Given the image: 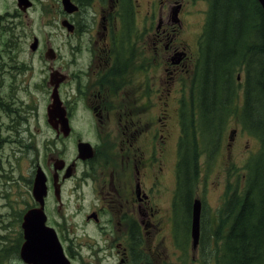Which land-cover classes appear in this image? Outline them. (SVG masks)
<instances>
[{"label":"flooded vegetation","instance_id":"1","mask_svg":"<svg viewBox=\"0 0 264 264\" xmlns=\"http://www.w3.org/2000/svg\"><path fill=\"white\" fill-rule=\"evenodd\" d=\"M29 1L26 9L17 0L16 10L1 12L0 28H15L20 15L51 16L59 8L66 38L57 45L52 37L35 35L29 44L34 58L22 57L20 62L18 57L29 50L20 52L23 46L12 45L15 40L8 35L0 36V109L7 116H0V153L19 166L32 199L29 208L15 214L22 218V230L25 215L42 207L46 224L53 227L48 224L53 206L48 204L47 211L46 203L65 207L64 188L76 181L75 189L89 190L91 197L78 195L72 215L55 220L71 264H136L141 254L154 256L159 264H202L200 258L179 252V261H171L158 250L157 238L149 240V228H162L171 216L180 215L178 195L171 193L170 208L158 206L149 213L147 204L148 192L162 196V189L155 188L176 172L178 154L172 153L181 136L184 104L197 81L210 0H148L147 5L138 3L140 10L132 7V0ZM70 7L76 9L70 12ZM207 80L210 87L211 77ZM238 92L232 97L235 104ZM57 97L61 110L54 113ZM33 121L38 124L32 126ZM234 126L226 130L229 138L224 134L223 140H229L226 154L240 147L245 134ZM80 143L90 146L81 152ZM25 170H30L29 176ZM39 176L45 187L41 199L36 195ZM88 201L91 211L86 214ZM80 213L85 216L80 226L91 227L94 236L83 233L80 238L76 233L73 220ZM133 228L138 233L133 234ZM132 241L141 242V254ZM24 242V231L14 239L0 234V251L8 252L2 264L7 259L9 264L26 263L21 257Z\"/></svg>","mask_w":264,"mask_h":264},{"label":"trees","instance_id":"2","mask_svg":"<svg viewBox=\"0 0 264 264\" xmlns=\"http://www.w3.org/2000/svg\"><path fill=\"white\" fill-rule=\"evenodd\" d=\"M202 38L195 69L197 81L182 110L176 192L180 205L185 200L192 202L194 188L220 154L224 132L235 115L241 132L260 140L259 154H253L242 167L245 174L241 179L238 167L231 166L223 207H218L213 217L210 242L215 251L205 253L202 264H264L262 6L258 0H210ZM235 72L237 77L245 76L238 87L234 83ZM208 76L212 79L211 88L207 85ZM236 90H240L238 104L232 98ZM204 156L208 157L209 166L202 164ZM7 256V249L0 251V264Z\"/></svg>","mask_w":264,"mask_h":264},{"label":"rangeland","instance_id":"3","mask_svg":"<svg viewBox=\"0 0 264 264\" xmlns=\"http://www.w3.org/2000/svg\"><path fill=\"white\" fill-rule=\"evenodd\" d=\"M16 1L17 0H0V13L1 12L5 13L8 10L9 11L16 10L15 9ZM53 1L57 3V1L59 0H53ZM147 1L148 0H137V1L132 0L133 2L132 7L136 8V10H140L141 7L137 6L138 3L147 5ZM164 10L167 12L166 8ZM62 15L63 14L61 13V10L59 8L55 10V12L51 14V16L50 14L42 15L37 12V15L30 14L29 15L30 17L26 19L24 16L20 15L19 17L16 18L15 28L14 27H6L7 29L0 28V36L4 34L8 35L10 39L15 40L11 43L12 45L15 43L16 46L17 45L23 46L20 52L29 50V44L33 41V37L38 34H42L43 37L44 36L52 37L54 40L52 38L51 40L54 41L57 45H60L62 39L66 38L65 30L61 25V19H59ZM6 16L7 15L4 14V17ZM141 17L142 15L139 16L138 14L139 23H142ZM47 21L49 24L47 23ZM20 35H22L21 38ZM2 43L3 40H0V50L2 48ZM31 52L32 51L29 50L25 55H21V57L19 56L18 58L20 62L22 59H24L22 57H26V59L29 61L32 60L34 56L31 54ZM26 74L29 73L27 72ZM162 74L166 76L165 71ZM235 79H237V72H235ZM244 81H245V76L244 74H242L240 76V83ZM234 83L235 86L237 87L240 85V83L236 82V80L234 81ZM212 85L209 88H211ZM176 86H177L176 84L173 85V88ZM44 89H45V94H47L48 90L47 88H45V86ZM208 91L211 93L213 92L212 89H209ZM54 104L55 103H53V105ZM0 116H3L5 120L7 119L5 112L1 109H0ZM239 122H240L239 119L235 115H233V118L228 124L227 131L230 132L235 127L234 125L240 128ZM37 124H38L37 121L32 122V126ZM225 133L229 138V133H227L226 130L224 134ZM241 136L242 134H240V139ZM247 140L249 141L247 142ZM223 141L224 143L222 145V149L224 153L219 154L214 158L213 162L210 165V168H208L207 172H205L204 176H202V180L199 186L194 188L195 193L192 196V202L189 204V202L185 200L181 204L182 207L180 208L181 214L179 216L175 214L171 216L170 219L167 220L166 224L162 226V228L160 227L159 229H153V230H150L149 228V232H150L148 234L149 240L153 238H157V240L159 241L158 250L160 252H165L166 254L170 255L171 261H179L177 258L178 252L190 254L192 259L200 258L203 261L204 251H207L208 249L210 250V253L215 251L214 248L211 249L212 242H210L211 237L213 236L212 235L213 221H214L213 217L215 215V210H217L218 207L220 208V206L221 208L223 207L225 190L229 181V172L232 171L231 166L234 165L235 167H238V173L240 174V179H241L242 175L245 174V169H242V167L245 166V164L250 160L253 154H259L258 152L260 149V140L255 136H251L247 133L243 134V139L240 142V147L233 151V154H238V155L225 154L227 141L229 140L226 139ZM178 142L176 141V144H174V153L172 154H178V159H180L179 151H178ZM69 145L70 148H68V151L70 154H73L75 149L73 148L72 144ZM235 145H233V148H235ZM254 151L255 153H253ZM202 160H203L202 164L204 165L208 164L209 166L208 157L204 156ZM18 171H19V166L17 165L16 167L14 165V160H12L10 156H6L0 153V234H8V236L12 239H14L19 232H23L22 218H19L15 214L17 213V211L23 212L27 208H29L28 201L32 200L30 197V188H29L30 185L25 181L26 177L22 174H19ZM24 173L26 176H29L30 170H25ZM235 174L230 178L232 182L235 180L236 177ZM75 182L76 181H70L68 187L64 188L65 192H64L63 200L65 201V207L59 208L60 203L58 202L49 203L47 201L46 203V210L48 204L53 206L52 212H49L48 210L47 211L49 214L48 224L53 226L54 229L56 228L55 220L60 219V217L64 214H66L67 216L72 215V210L74 209L75 206H78L76 199L78 198V195L81 196L82 193H84L85 196L89 198L91 197L89 190H84V191L80 189L76 190L74 185ZM161 184L162 185L156 187L155 190L161 188L162 191L160 192L163 193L162 196L160 197L156 196L154 191L152 193L148 192L150 194V201L147 204V209L149 213L153 212L151 208H157L158 206L164 209L171 207V202L174 201V199L171 201L172 198L171 193H174V196L175 193L177 194L176 192L177 168L174 174L170 173L168 174V176L166 175V178L162 181ZM164 187L165 190L163 189ZM196 199L201 200L202 216H201L200 238L198 243L194 244V240L192 237V212L189 213V209L193 211V205ZM91 203L92 201H88L86 203L87 207L84 210L86 214L87 213L89 214V212L91 211L89 210L90 207L89 205ZM138 214L139 213H137V215ZM80 217L73 220V223L76 225V233L78 235H81L79 236L80 238L84 237L83 233H87L90 234L91 236H94L95 232L91 227L85 228L84 226H80V224L82 223L81 219H85V216L83 215V213H80ZM139 218H140V214L139 217H137V219ZM55 231L58 235L59 233L57 232V229ZM132 231L133 234L138 233V230H135L134 228ZM61 237H62L61 234H59L58 235L59 240L61 239ZM135 243L136 245H134ZM183 244L184 246L182 248ZM131 245H133L135 249H138L137 251L140 252L141 254L142 251L140 250L141 248L140 241H132ZM141 262H145L142 264H159V261L154 256L147 254L144 255L141 254L136 264H139ZM195 263L196 261L190 262V264H195ZM4 264H9V259H7ZM13 264H26V263L22 262L21 260V262L19 263L14 262ZM168 264H172V263H168ZM197 264L200 263L198 262Z\"/></svg>","mask_w":264,"mask_h":264},{"label":"water","instance_id":"4","mask_svg":"<svg viewBox=\"0 0 264 264\" xmlns=\"http://www.w3.org/2000/svg\"><path fill=\"white\" fill-rule=\"evenodd\" d=\"M264 12V0H258ZM29 0H18V5L22 9H26L30 5ZM76 8L70 7L68 10L73 12ZM179 5L174 7V15L178 14ZM37 44L35 39L33 47ZM181 59V53L179 54ZM53 105V112L60 111V101L57 97ZM58 101V102H57ZM52 113V111H51ZM50 113V115H51ZM65 120H63V124ZM89 143H80L79 149L81 152L85 151ZM45 193L43 177L39 176L36 181V195L39 199ZM201 200L196 199L193 205L192 212V237L194 244H197L200 238V221H201ZM47 216L44 208L33 209L29 211L23 222V231L25 242L22 245L21 257L28 264H71L70 260L64 252L58 235L53 227L46 224Z\"/></svg>","mask_w":264,"mask_h":264},{"label":"bare ground","instance_id":"5","mask_svg":"<svg viewBox=\"0 0 264 264\" xmlns=\"http://www.w3.org/2000/svg\"><path fill=\"white\" fill-rule=\"evenodd\" d=\"M193 212V211H192ZM192 222H193V219H192ZM200 229H201V221H200Z\"/></svg>","mask_w":264,"mask_h":264}]
</instances>
